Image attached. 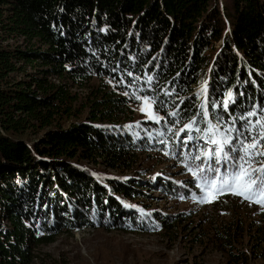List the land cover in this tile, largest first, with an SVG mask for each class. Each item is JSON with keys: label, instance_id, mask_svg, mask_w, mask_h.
<instances>
[{"label": "trees", "instance_id": "16d2710c", "mask_svg": "<svg viewBox=\"0 0 264 264\" xmlns=\"http://www.w3.org/2000/svg\"><path fill=\"white\" fill-rule=\"evenodd\" d=\"M102 81L148 98L162 118L158 141L135 140L115 125L123 99L104 92ZM69 85L89 87L88 98ZM261 117L264 0H0V264H31L33 249L64 230H147L152 215L124 206L137 181L99 180L85 163L126 169L135 153L158 148L191 176L190 195L167 180L151 185L190 198L199 189L188 166L214 147L200 130L235 129L239 146L250 135L241 127ZM229 221L216 233L232 245L243 224L235 215ZM248 225L263 244L264 221ZM232 256L246 264L245 255Z\"/></svg>", "mask_w": 264, "mask_h": 264}, {"label": "rangeland", "instance_id": "374dc122", "mask_svg": "<svg viewBox=\"0 0 264 264\" xmlns=\"http://www.w3.org/2000/svg\"><path fill=\"white\" fill-rule=\"evenodd\" d=\"M98 83L94 78L89 81L90 86H97ZM101 84L108 95L123 99L113 116L115 125L123 126L135 140L145 138L150 143L153 136L156 141L160 139L161 130L156 119L160 116L150 109L149 103L136 99L141 97L136 89L126 87L122 81L115 87L108 81ZM69 88L71 93L82 99L88 98L91 91L89 87L78 89L69 85ZM142 106L144 111H141ZM85 111H80L79 118L84 116ZM251 126L244 125L241 129L244 132ZM227 129L232 128L226 126L223 131L230 136L232 131L227 132ZM252 134L255 135V130ZM84 166L99 180L137 181L128 208L140 214L152 215L144 217L147 230L123 231L115 226L64 230L54 236L50 243L33 249L31 264H233L232 255L239 254L246 256V264H264V243L258 244L257 237L246 229L248 224L264 221L261 217L264 208L232 194L225 196L234 202L223 204L216 203L219 195L210 203H198L192 197L187 198L190 195L191 176L182 174L181 169L168 160L160 149L135 153L130 168L126 169H107L100 163H85ZM155 178H159V184L167 180L184 187L186 191L182 192L189 195L184 197L181 192L174 194L175 189L166 187V190L163 185L161 189L156 184L152 186ZM234 215L243 224V230L237 231L234 243L228 245L218 239L217 233L221 231L220 225L230 222ZM162 221L167 223L162 224Z\"/></svg>", "mask_w": 264, "mask_h": 264}, {"label": "snow or ice", "instance_id": "6c2138e0", "mask_svg": "<svg viewBox=\"0 0 264 264\" xmlns=\"http://www.w3.org/2000/svg\"><path fill=\"white\" fill-rule=\"evenodd\" d=\"M231 95L229 93V99ZM136 99H143L145 104L149 103L147 97H136ZM228 103L229 101L224 102L225 109ZM144 110L142 106L141 111ZM204 115H208L207 111ZM248 116H256V112H249ZM241 118L244 119V117ZM156 119L162 118L157 117ZM247 124L252 125L247 129L250 135L244 140H239V146L228 135L221 133L217 136L215 125L209 124L206 129L200 130L207 132V142L214 147L200 150L193 159L201 163L195 168L188 166V171L196 178L195 187L203 193V195L193 193L194 201L210 203L218 195L232 194L264 208V159H260L264 158V117L257 119L254 123L249 120ZM186 129L192 130L193 125L187 124L180 131L183 132ZM234 130L227 129L226 131ZM254 130L255 135H251ZM200 138L188 136L187 139L191 141ZM124 206L130 207L127 204Z\"/></svg>", "mask_w": 264, "mask_h": 264}]
</instances>
